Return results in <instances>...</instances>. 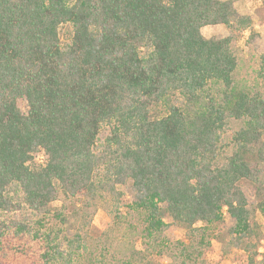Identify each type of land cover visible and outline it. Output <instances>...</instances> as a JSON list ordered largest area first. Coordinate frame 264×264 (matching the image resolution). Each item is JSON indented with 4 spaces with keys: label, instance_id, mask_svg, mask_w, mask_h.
<instances>
[{
    "label": "trees",
    "instance_id": "1",
    "mask_svg": "<svg viewBox=\"0 0 264 264\" xmlns=\"http://www.w3.org/2000/svg\"><path fill=\"white\" fill-rule=\"evenodd\" d=\"M218 25L253 31L233 0H0V243L35 237L36 264H116L89 255L80 232L63 234L65 206L53 211L60 226L46 221L61 196L83 197L93 217L100 198L118 203L117 187L131 185L147 248L133 245L121 264H208L225 214L230 246L264 264L241 188L254 186L264 216V96L234 86L233 36L202 33ZM228 120L243 127L220 163ZM166 217L185 230L171 251L157 239Z\"/></svg>",
    "mask_w": 264,
    "mask_h": 264
},
{
    "label": "rangeland",
    "instance_id": "2",
    "mask_svg": "<svg viewBox=\"0 0 264 264\" xmlns=\"http://www.w3.org/2000/svg\"><path fill=\"white\" fill-rule=\"evenodd\" d=\"M233 1L240 16L252 19L253 31L248 30L240 34L232 33L225 26L218 25L202 29V33L207 39L233 36L232 49L238 60V67L233 76L234 86L239 90L264 96V80L258 77L262 63L261 59L264 56V0ZM252 32L253 36H251ZM68 36L69 28H64L62 38L66 39ZM19 108L23 113H27V102L25 100L19 101ZM242 127L243 122L228 120V126L223 134L220 163L226 162V159L232 155L235 149L233 138ZM106 135L107 131L104 130L103 138ZM36 161L42 164L45 161L44 155L39 154ZM261 178L264 181V164L262 165ZM241 188L247 197L252 217L261 226L264 237V216L257 210L258 200L254 186L251 183L243 182ZM117 189L118 192L122 193L120 201L117 203L107 196L100 198L96 204L97 210L93 217H91V214L84 212L82 207L83 197L67 199L61 196L50 207L51 217L47 216L46 224L50 228L60 226L59 221L52 217L53 211L65 206L67 209L65 212L67 224L61 226L63 234L67 238H72L80 232L85 236L88 243L89 255L104 251V254L107 252L111 257H115L116 264H121L119 260L126 257V252L133 245L141 251L147 248V241L141 236V222L128 209L133 200L132 186H118ZM118 213L122 217L121 220L114 218ZM26 214L27 212H25ZM34 220L37 221L38 218H34ZM165 221L169 226L157 239L165 243L171 251L177 241L185 239V230L174 224L168 217L165 218ZM233 225V219L225 214L224 221L212 227L215 236L211 247L204 253V259L208 264H248L246 253L230 246L228 231ZM35 226L38 229L37 225ZM41 248L40 242L35 237L22 236L14 238L9 236L0 243V264H36ZM260 252L264 253V240ZM162 261V263L168 264L170 258L166 255Z\"/></svg>",
    "mask_w": 264,
    "mask_h": 264
}]
</instances>
